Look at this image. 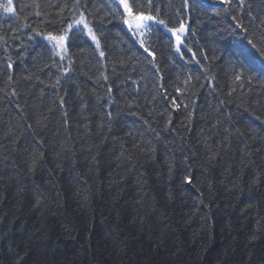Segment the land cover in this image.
Returning <instances> with one entry per match:
<instances>
[{
    "label": "trees",
    "instance_id": "1",
    "mask_svg": "<svg viewBox=\"0 0 264 264\" xmlns=\"http://www.w3.org/2000/svg\"><path fill=\"white\" fill-rule=\"evenodd\" d=\"M128 3L182 52L119 0H0V264H264V0ZM73 11L100 47L57 54Z\"/></svg>",
    "mask_w": 264,
    "mask_h": 264
},
{
    "label": "snow or ice",
    "instance_id": "2",
    "mask_svg": "<svg viewBox=\"0 0 264 264\" xmlns=\"http://www.w3.org/2000/svg\"><path fill=\"white\" fill-rule=\"evenodd\" d=\"M11 4L12 0H8V6L4 9L5 12L11 13L14 11ZM77 5L78 0H76V4H74L73 7L75 8ZM120 5L123 7V13H121L123 17L122 23L127 26L128 31L131 34L135 35L138 33L141 37H145L146 35H155L157 32L163 29L165 32L169 33L170 37H175V51L178 54L182 52V48L184 47L182 35L185 33L184 22L181 21L178 28H169L165 21L157 19V17L154 15H145L143 12L134 13L132 7L128 3V0H119L117 8H119ZM149 6H151V0H149ZM184 6L189 7V0H185ZM142 29L147 31H141ZM36 35L40 36L45 41L46 46L50 45L52 49L58 50L57 54L61 52L66 53L68 47L77 40H83L90 46L94 45L97 49L100 47L99 37L96 35L93 27H91L85 19L84 14L80 13V17L77 19L74 11L72 13V21L68 23L66 27L61 29V34L53 35L51 32H49L47 35H44L37 32ZM139 42L144 52L148 53L149 55H153V53L149 51V48L145 46V41L143 38L140 39ZM100 55L104 56V53L101 51ZM63 58L64 56H61V59ZM8 67L11 68L12 64H8ZM64 71L67 72V69ZM239 78L240 77L237 76V79ZM57 83H59V81H57ZM177 91H179V89H177ZM109 118H111V113H109ZM184 181L186 183H191V178L186 175L184 177Z\"/></svg>",
    "mask_w": 264,
    "mask_h": 264
},
{
    "label": "rangeland",
    "instance_id": "3",
    "mask_svg": "<svg viewBox=\"0 0 264 264\" xmlns=\"http://www.w3.org/2000/svg\"><path fill=\"white\" fill-rule=\"evenodd\" d=\"M186 33H187V26L185 25V33L182 35V39H183V36L186 35ZM173 38H174V41H175V37H173ZM175 44H176V41H175Z\"/></svg>",
    "mask_w": 264,
    "mask_h": 264
},
{
    "label": "bare ground",
    "instance_id": "4",
    "mask_svg": "<svg viewBox=\"0 0 264 264\" xmlns=\"http://www.w3.org/2000/svg\"><path fill=\"white\" fill-rule=\"evenodd\" d=\"M174 39V38H173Z\"/></svg>",
    "mask_w": 264,
    "mask_h": 264
}]
</instances>
